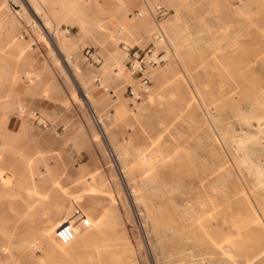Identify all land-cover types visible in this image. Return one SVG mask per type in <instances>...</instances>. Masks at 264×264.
<instances>
[{"label": "rangeland", "instance_id": "1", "mask_svg": "<svg viewBox=\"0 0 264 264\" xmlns=\"http://www.w3.org/2000/svg\"><path fill=\"white\" fill-rule=\"evenodd\" d=\"M27 1L40 28L24 0H0V264H264V184L236 145L246 135L264 168V133L242 120L264 128V0ZM159 27L166 62L134 100L122 44L145 47ZM105 134L129 157L126 178Z\"/></svg>", "mask_w": 264, "mask_h": 264}, {"label": "built area", "instance_id": "2", "mask_svg": "<svg viewBox=\"0 0 264 264\" xmlns=\"http://www.w3.org/2000/svg\"><path fill=\"white\" fill-rule=\"evenodd\" d=\"M167 12L168 11L161 5L157 7L155 12L152 11L156 20H159L165 16ZM138 13L141 14L140 11ZM157 42H163L165 44L167 43V38L160 27L156 30L153 41H151L145 47L129 45L126 43L122 44V48L126 53V67L137 81V86L128 85L127 87L128 94L134 100L140 98L139 90L148 89L152 84L151 76L148 73L149 69L166 62L164 50L158 48ZM84 53L86 59L93 64H100L103 60L102 55L97 49L93 47H86ZM34 115V120L36 123L45 126L49 124L51 125L50 120L42 113L35 111ZM73 215L82 224L86 226L90 225V219L84 209L76 207L73 211ZM74 233L73 224L69 221H64L63 223L59 224L56 229L57 237L63 243L71 241L74 237Z\"/></svg>", "mask_w": 264, "mask_h": 264}, {"label": "bare ground", "instance_id": "3", "mask_svg": "<svg viewBox=\"0 0 264 264\" xmlns=\"http://www.w3.org/2000/svg\"><path fill=\"white\" fill-rule=\"evenodd\" d=\"M25 2H26V4H28V6L30 7V9L32 10L33 9V13H34V15H35V17L37 18V20H38V22H36L35 20H32V26L34 27H38V28H40V21L42 20V17H40V16H38V15H36L35 13H36V11H38L37 9H36V7H34V5L30 2V1H27V0H24ZM24 8V10H25V12H23V13H27V15H29V16H31V17H33L34 18V16L32 15V13L30 12V10L24 5L23 6ZM16 15H18V14H16ZM20 16V15H19ZM48 27V26H47ZM41 30V29H40ZM36 31H38V30H36ZM52 32V30L50 29V28H47V30H45V32H43V36L45 37V40H46V42H47V44H48V46H49V48H50V51H52V52H54L55 53V55H56V63H57V65H58V67H59V71L64 75V76H67L69 79H71V84H72V86L74 87V91H76V90H78V88L81 90V93H83V95L87 98V101L89 102V104L91 105V107H92V94L89 92V91H87V90H84V85H83V83H82V79H81V77H80V71L78 70V66H76V65H70V62L72 63V62H74V61H71V58H70V56H68L67 54H65V55H67V57H64L63 59H62V57L58 54V51H56V50H59L60 52H61V54H64L63 53V50H62V45H60V42H59V38L58 39H56L55 41L54 40H52V38L50 37V35H49V33H51ZM58 32V31H57ZM55 34V33H54ZM42 35V34H41ZM42 36V37H43ZM54 38H56V36H54ZM53 38V39H54ZM171 40H172V42L175 44L176 43V41H175V37L173 38V37H171ZM64 48V47H63ZM59 52V53H60ZM65 53H66V51H65ZM64 55V56H65ZM118 67V66H117ZM58 76V75H57ZM59 78V77H58ZM73 79V80H72ZM81 79V80H80ZM60 80V79H59ZM61 87V86H60ZM86 87V86H85ZM79 90V91H80ZM75 94H76V92H75ZM80 95V94H79ZM78 96V95H77ZM80 98V97H79ZM79 100H81V98L79 99ZM119 104V103H118ZM93 108V107H92ZM93 111L95 112V110H94V108H93ZM96 113V112H95ZM96 116V115H95ZM263 118V116H259V115H257V114H253V113H249V114H243L242 115V120L245 122V124H246V122L248 123V124H250V125H252V121L254 120V119H256L257 121V123H259V126H260V128L258 129L261 133H264V128L261 126L262 125V122H261V119ZM96 119V118H95ZM98 120V119H97ZM258 127V126H257ZM105 137H106V139L108 140V142L110 143V145H111V148H112V151H113V153L114 152H116V151H118V154H119V158H121V161L120 162H118V164H119V166H120V169H121V171H123V175L125 176V178H126V175L128 174V171H125L124 169H125V167H126V165L124 164V162L129 158H127L124 162L122 161V153L121 152H123V151H119L118 150V148H117V145H116V142H115V140H113V138L112 137H108V134L106 135L105 134ZM104 137V138H105ZM255 138V137H254ZM254 141H262V139L261 138H255V139H253ZM261 143V142H260ZM248 144H249V141L246 139V135H244V136H242L240 139H238V140H236V145H237V147H238V149H240V150H242V152H243V157H242V159H241V162L243 163V164H245V166L247 165L248 166V169L255 175V177H256V180L259 182V183H261L262 185L264 184V168H262V167H260L259 165L260 164H257V163H255L254 162V160L252 159V157H251V153H250V151H249V149H248ZM110 145H109V147H110ZM108 148V147H107ZM119 149H121V148H119ZM111 150V149H110ZM112 153V152H111ZM129 153V152H128ZM127 153V154H128ZM126 155V154H125ZM118 156V155H117ZM124 157V156H123ZM127 157V156H126ZM115 158V157H114ZM123 159H125V158H123ZM118 160V159H117ZM127 162V161H126ZM125 162V163H126ZM246 168V167H245ZM127 169V168H126ZM120 171V172H121ZM124 178V179H125ZM124 182V181H123ZM128 183V182H127ZM132 188V187H131ZM132 190V189H131ZM133 193V192H132ZM131 193V194H132ZM133 195H134V193H133ZM113 212V211H112ZM64 222V221H63ZM63 222H60L59 224H61V223H63ZM106 222L107 221H105V220H102V223H101V225L103 226V227H105V225H106ZM58 224V225H59ZM116 225H118V223L116 224Z\"/></svg>", "mask_w": 264, "mask_h": 264}]
</instances>
